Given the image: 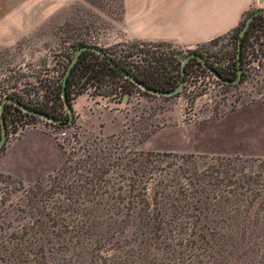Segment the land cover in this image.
I'll use <instances>...</instances> for the list:
<instances>
[{
    "label": "rangeland",
    "instance_id": "374dc122",
    "mask_svg": "<svg viewBox=\"0 0 264 264\" xmlns=\"http://www.w3.org/2000/svg\"><path fill=\"white\" fill-rule=\"evenodd\" d=\"M261 7L255 1L243 23ZM121 23L122 0H81L46 23L37 35L0 44V104L16 94L25 96L33 107L52 105L49 89L61 91L63 74L80 43L101 48L112 60L138 51L130 49L136 42L125 38ZM238 40L230 34L201 48L164 43L152 51L156 56L174 53L177 59L202 53L227 66L237 54ZM143 58L142 53L129 59L137 65ZM207 75L205 70L197 73ZM118 84V80H108L75 97L72 106L81 147L68 152L53 138L66 156L57 171L33 183L0 171V264L32 261L23 244L39 239L37 230L43 227L50 230L53 243L66 237L61 232L68 229L101 225L107 221L105 213H120L118 217L124 219L133 210L153 214L218 208L232 217L216 238L225 248L224 260L207 253L199 239L193 245L179 246L177 240H158L148 227L129 225L121 235H110L107 244L120 257L130 256L138 264L142 257L139 246L147 240L142 247L153 264H177L179 257L185 264L192 260L199 264H264V67H253L238 85H226L221 92L217 87L214 93L209 83L199 79L175 97L137 96V88L127 85L131 95L124 102ZM62 114L64 117L65 110ZM28 119L15 111L9 116L13 125ZM13 125L0 156L10 143L31 132L16 135ZM147 169L152 170L151 176L144 174ZM186 170L189 173L183 177L181 172ZM190 173L205 179L206 193L190 185L186 179ZM193 179L190 181L195 183ZM161 192L170 198L161 197ZM206 194L211 204L196 202ZM213 195L226 201L218 205ZM173 231L166 225L159 234L168 238ZM224 233L225 239L220 238ZM93 243L87 240L48 255L57 264L97 263L100 255ZM177 249L180 254L176 256Z\"/></svg>",
    "mask_w": 264,
    "mask_h": 264
},
{
    "label": "trees",
    "instance_id": "16d2710c",
    "mask_svg": "<svg viewBox=\"0 0 264 264\" xmlns=\"http://www.w3.org/2000/svg\"><path fill=\"white\" fill-rule=\"evenodd\" d=\"M245 23L241 22L239 27L235 29L231 34L239 37L241 29L244 27ZM256 35L258 39L264 37V25L261 23V17H258L254 20L251 27L249 28L243 42V52H242V61L244 59V49L246 46L247 40ZM221 39V38H220ZM219 39L213 40L211 43H216ZM87 43H80L77 46V49H81L86 47ZM130 49L137 48L138 51H131L129 56L132 57L135 54H142L143 53V61L140 64L135 65L134 61H126L122 58H114L113 60L125 68L130 74L136 77L139 81L143 82L145 85L160 91H173L175 90L179 84L181 79V66L184 59L187 57V54H184L181 59L176 58V54L172 53L170 55L161 54L156 56L155 51H152L148 48V44L144 43H136L131 45ZM157 47L161 48L160 45H156ZM171 47V46H169ZM190 53H197V50H190ZM152 54V55H151ZM237 54L234 60L227 66L221 65L219 61H214L216 58H209L201 53V56L205 57L207 62L214 67L218 73L226 80L232 81L237 78L238 69H237ZM150 56V57H148ZM72 61V59H71ZM71 61L68 63L67 68L69 67ZM205 70L204 65L198 61L197 59L191 60L187 67H186V87L190 86L192 82V78L194 74H197L199 71ZM66 70L63 75H65ZM110 80H118V87L123 88L124 92H129L130 90L127 85H132L130 81L126 80L124 76L114 67L111 66L109 62H107L104 58L101 57L96 52L93 51H85L81 54L80 59L76 66L74 67L72 74L69 77L68 85H67V94L68 99L72 105L73 100L75 97L83 94L89 88L96 87V89L102 87L104 83ZM123 82V83H122ZM122 83V84H120ZM137 88V87H136ZM59 89H49L50 97L48 99L53 102L52 105H44L42 107H33L35 110L40 111L42 113L48 114L56 119L64 118L62 112L65 110L63 108L64 103L61 99L60 95L62 94V85ZM146 94V92H143ZM60 94V95H59ZM8 98H12L17 100L25 105H30V102H27L25 96L10 94L7 96ZM58 106L60 109H58ZM13 111L21 114L22 117H28L29 119H36L37 117L25 113L24 111L16 108L15 106L9 104L6 106L5 116L8 130L14 124H10L9 116L13 114ZM66 113V112H65ZM66 121H69V116L66 114L65 117ZM0 139H1V125H0ZM168 166V164L166 165ZM189 171H185L184 173L181 172V175L184 177L185 174H188ZM145 175L151 176L152 170L147 169L144 171ZM192 178L195 181H190ZM189 180L190 185H196L198 189H201V192L204 194L206 193L205 179H201L197 173L189 174L186 178ZM212 180L211 178H209ZM203 186H202V185ZM208 185H211L209 182ZM161 197L167 198L170 196H164V192H161ZM195 199V198H194ZM212 200L218 203V205H222V201H226V198L221 195H213ZM224 201V202H225ZM197 203H203L204 205L211 204V198L209 195H205L202 197V200H196ZM219 209V208H218ZM208 210L203 209H195L191 211H187L185 213L180 212L179 210H161L155 212L153 214L145 213V211H140L143 213L138 212V210L130 211L133 214H126L123 217H118L120 213H105L107 217V221L101 222V225L88 228H71L66 230V233L61 232V235L66 237H61L59 241H55L51 243L49 239L50 230L48 228H40L37 231L40 234L39 239H36L35 242H25L23 244V249L25 252H28L27 255L32 256V261H24V264H57V262L52 261V258L48 254H52L54 251L58 250H67L68 248L76 245H81L87 240H93V245L97 251V254L100 255V262L92 263V264H138V261L134 258L128 257H120L117 255L116 249H114L110 243L107 244L112 239L113 233L114 236L121 235L123 231L131 225L132 228H139V227H148L152 229V233L159 239H165L167 241H174L180 242L177 243L179 246H183L186 243L195 244V240L199 239L200 242L205 246V249L211 254L218 256V259L224 260L226 255L225 248L222 245H219L216 242V238L219 234V230H223L225 226L229 224V221L232 219L230 215L222 210ZM92 213V212H91ZM116 215V216H115ZM91 217L90 215H85ZM168 225L173 227L174 233L170 235L168 238L162 237L159 233L164 231V227ZM112 233V234H111ZM176 234V235H175ZM226 233L223 235L220 234V238L225 239ZM68 235V238H67ZM111 235V236H110ZM151 236V235H150ZM67 238V239H66ZM145 244L142 245H146ZM111 242V241H110ZM139 246L140 255L142 256L139 258V264H153L150 256L144 255L145 247ZM142 247V248H140ZM180 252L179 249L176 250L177 253ZM180 254V253H178ZM27 258V256L25 257ZM177 264H185L184 261L181 263V258L176 259ZM200 261L192 260L188 264H199ZM155 264V263H154ZM172 264V263H169Z\"/></svg>",
    "mask_w": 264,
    "mask_h": 264
},
{
    "label": "crops",
    "instance_id": "0c3cea01",
    "mask_svg": "<svg viewBox=\"0 0 264 264\" xmlns=\"http://www.w3.org/2000/svg\"><path fill=\"white\" fill-rule=\"evenodd\" d=\"M81 0H0V44L29 37ZM257 0H122L126 39L194 48L230 35ZM75 104V109H78ZM66 156L48 134L31 131L9 144L0 171L25 183L57 171Z\"/></svg>",
    "mask_w": 264,
    "mask_h": 264
},
{
    "label": "water",
    "instance_id": "95a60500",
    "mask_svg": "<svg viewBox=\"0 0 264 264\" xmlns=\"http://www.w3.org/2000/svg\"><path fill=\"white\" fill-rule=\"evenodd\" d=\"M260 4L264 6V0H259ZM263 14L264 15V8L261 7L258 11L254 12L246 21L244 27L241 29L240 34H239V40H238V55H237V69H238V75L235 80L228 81L224 79L218 71L212 67L205 57L199 55V54H191L187 56L181 66V79H180V84L179 86L173 90V91H160L153 89L147 85H145L143 82L139 81L136 77H134L132 74H130L125 68L117 64L114 60H112L107 53L102 50L101 48H98L96 46H86L81 49L76 53L74 56L73 60L71 61L69 67L66 70V73L63 78L62 82V100L64 103L65 110L67 111L69 115V121L68 123H65L62 119H56L48 114L42 113L40 111L35 110L31 105H25L22 104L21 102L14 100L12 98H6L2 101L0 104V123H1V139H0V149L4 147L8 140V127H7V122H6V116H5V109L8 104H11L15 106L16 108L24 111L25 113H28L30 115H33L38 118H42L48 121H51L59 126H63L66 124H72L74 119H75V111L73 106L71 105L69 99H68V94H67V85L69 81V77L72 74V71L76 64L78 63L80 56L83 52L85 51H93L101 55L102 58H104L107 62L111 64L112 67L116 68L126 80L130 81L132 84H134L136 87L141 89L142 91L149 93L151 95L159 96V97H175L182 93L185 88L186 84V67L188 63L193 60L197 59L200 61L206 69H208L219 81L226 83V84H231V85H237L240 83L242 79V51H243V42L244 38L247 34V31L249 30L250 26L252 25L253 21L255 18L259 15Z\"/></svg>",
    "mask_w": 264,
    "mask_h": 264
},
{
    "label": "built area",
    "instance_id": "2783aa9c",
    "mask_svg": "<svg viewBox=\"0 0 264 264\" xmlns=\"http://www.w3.org/2000/svg\"><path fill=\"white\" fill-rule=\"evenodd\" d=\"M201 46L199 45L198 47L201 48ZM148 48H150L151 50L158 49V47L154 44H148ZM119 57L122 58L123 60L125 59L127 61H132V59H129L130 58L129 55L128 56L120 55ZM255 66H257L258 68L264 67V37H261V39H258L256 35H253L247 40L246 46L244 49V59L242 61V76L244 75L246 79L247 75L250 74V70L253 69V67ZM206 70L208 74L207 76L202 77V76H197V74L196 76L193 75L192 82L194 81V79H199L201 82L205 81L206 83H209L210 85L209 90L211 91V93H214L217 87L219 88L218 90L221 92L223 91L222 88L224 86L231 85V84H226V83L219 81L208 69ZM185 87H186V84H185ZM119 89H120L119 93L121 97L124 96V99L127 97H130L131 94L129 92H124L122 87ZM143 92L144 91H142L141 89L137 87V96L141 95ZM127 99H125L124 102H126ZM116 106L119 107V105H116ZM65 112H66L65 116L64 118H62V120L65 123H68V121L65 120L66 114L68 113L66 110ZM28 120L29 121L22 122V123H15V125H13L12 128L17 130L16 135H22L28 131H40V132H43L53 137L68 152H72V151H76L80 149L81 135H80V129L78 127L79 123H75L73 121L72 124H66L63 126H59L51 121L38 118V117L36 119L30 118ZM8 138H9V134H8Z\"/></svg>",
    "mask_w": 264,
    "mask_h": 264
},
{
    "label": "flooded vegetation",
    "instance_id": "af4514ba",
    "mask_svg": "<svg viewBox=\"0 0 264 264\" xmlns=\"http://www.w3.org/2000/svg\"><path fill=\"white\" fill-rule=\"evenodd\" d=\"M258 17H261V23H262V25H264V15L263 14H261V15H259V16H257L256 18H258ZM255 18V19H256ZM254 22V21H253ZM251 27V26H250ZM248 32V31H247Z\"/></svg>",
    "mask_w": 264,
    "mask_h": 264
}]
</instances>
